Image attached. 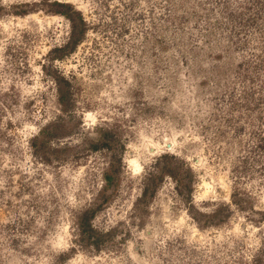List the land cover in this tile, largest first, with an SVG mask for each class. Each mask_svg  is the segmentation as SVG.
Returning a JSON list of instances; mask_svg holds the SVG:
<instances>
[{
	"label": "rangeland",
	"instance_id": "374dc122",
	"mask_svg": "<svg viewBox=\"0 0 264 264\" xmlns=\"http://www.w3.org/2000/svg\"><path fill=\"white\" fill-rule=\"evenodd\" d=\"M0 264H264V0H0Z\"/></svg>",
	"mask_w": 264,
	"mask_h": 264
},
{
	"label": "trees",
	"instance_id": "16d2710c",
	"mask_svg": "<svg viewBox=\"0 0 264 264\" xmlns=\"http://www.w3.org/2000/svg\"><path fill=\"white\" fill-rule=\"evenodd\" d=\"M57 5L61 7L69 8V5L67 6L61 3H57ZM67 16H69L70 18V21L72 24V31H71V37L69 40V44L66 47L58 51V53H62V54L66 53L69 49L73 50V48L77 47L82 42L83 36L85 35L86 28H87V21L84 20V17L80 11L74 10L73 8V13ZM55 82H57L56 84H57L59 104L61 105L62 111L64 113H67L70 111V108L72 106V96L73 95H72V90H71V83L70 81L66 80L64 77H61V75H56ZM111 130L112 129L105 130L106 133H104L103 135L104 140H102V143L94 144L92 146V149L96 151L101 149L102 147L111 149L112 143H110V141L107 140L108 138L113 137ZM50 131H51V126L45 127L41 131L40 135L38 137H35L33 146L36 147L37 145L36 143L39 142V137L41 135L43 137H46L47 135L50 134ZM49 144H50L49 141L45 140L43 141L39 149L42 151L44 150V148L48 147ZM162 158L166 159L167 162L174 161V157H171L170 155L162 156ZM118 164L122 165V160L120 161L118 160ZM110 167H111L110 169L105 170L104 175H103L104 183L100 191V194L103 193V196L110 190L111 187H113V184L115 182V177L112 175L113 169L114 167H116V161H114V158L110 164ZM118 169L120 170V167ZM164 170L165 171H163V174L170 175L171 178L177 180L176 173H172L173 171H170V167H169V170L167 168H165ZM163 178L164 177H161L160 180L163 181ZM177 181H178L177 183L179 185V189L180 188L182 189L181 186L183 185L184 179H179ZM190 181H192V178H190ZM186 189L188 190L189 193H191V191L193 190V186L191 185V183H189ZM149 190H150V187L148 185L144 190L143 198L147 197V195L150 193ZM102 208H103L102 205H98L97 210L96 209H94L93 211L87 210L83 212L77 218V228H78L79 237H80L79 243L84 248H95L99 250L102 246V243H104L103 239L107 236H113L112 232L103 233V232L98 231L92 223L95 218L96 213L100 211Z\"/></svg>",
	"mask_w": 264,
	"mask_h": 264
},
{
	"label": "bare ground",
	"instance_id": "6f19581e",
	"mask_svg": "<svg viewBox=\"0 0 264 264\" xmlns=\"http://www.w3.org/2000/svg\"><path fill=\"white\" fill-rule=\"evenodd\" d=\"M64 2H66V1H64ZM66 3H68V2H66ZM135 163V162H134ZM138 170H139V167L138 166H136V168H135V172H138ZM140 171V170H139Z\"/></svg>",
	"mask_w": 264,
	"mask_h": 264
},
{
	"label": "water",
	"instance_id": "95a60500",
	"mask_svg": "<svg viewBox=\"0 0 264 264\" xmlns=\"http://www.w3.org/2000/svg\"><path fill=\"white\" fill-rule=\"evenodd\" d=\"M62 1H66V2H68V1H70V0H62Z\"/></svg>",
	"mask_w": 264,
	"mask_h": 264
}]
</instances>
